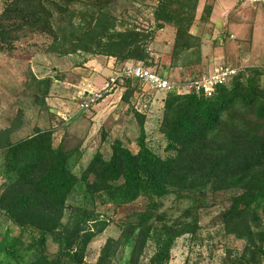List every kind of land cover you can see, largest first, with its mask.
Listing matches in <instances>:
<instances>
[{"label":"trees","instance_id":"obj_1","mask_svg":"<svg viewBox=\"0 0 264 264\" xmlns=\"http://www.w3.org/2000/svg\"><path fill=\"white\" fill-rule=\"evenodd\" d=\"M114 0H5L0 14V51L14 52L34 36L48 38L47 54H88L149 64V45L158 32L174 30L171 68L196 71L182 81L198 80L202 41L192 30L200 0H156L152 27L117 30L109 12ZM201 20L209 22L208 5ZM191 56L187 57V56ZM200 69V70H199ZM163 77L168 76L158 73ZM50 81L40 85L49 88ZM122 100L129 105L138 84L126 81ZM44 88V89H45ZM47 90L44 94L46 96ZM159 133L164 155L150 146L147 113L132 112L140 128L138 152L114 144L109 159L96 153L77 171L83 154L55 146L53 130L34 129L17 143L5 131L0 151V212L32 240L14 239L4 249L11 264H84L88 248L110 221L99 207L130 206L144 200L147 208L126 223L120 239H110L96 264H112L128 247L125 264H139L151 239L159 243L152 263L167 264L176 241L201 229L200 212L220 198L225 205L226 233L244 242L240 255L229 252L224 264H264V67H246L212 97L172 90L161 100ZM174 198L186 208L176 218L160 213L162 201ZM74 199L72 205L70 200ZM70 210L67 221L66 212ZM58 248L46 253L48 243Z\"/></svg>","mask_w":264,"mask_h":264},{"label":"rangeland","instance_id":"obj_2","mask_svg":"<svg viewBox=\"0 0 264 264\" xmlns=\"http://www.w3.org/2000/svg\"><path fill=\"white\" fill-rule=\"evenodd\" d=\"M155 5L156 0H114L109 12L115 25H122V30H147L154 24ZM208 5L214 8V12L209 22H203L200 18ZM4 6L5 0H0V14ZM192 32L202 41V69L206 71L217 64L239 69L264 67V0H201L198 20ZM173 41V28L167 27L158 32L149 45L152 57L149 64L158 73L168 76L176 90L185 92L186 89L181 84L182 78L190 74L194 77L197 72L170 67ZM49 44L48 38L34 36L19 43L14 52L0 51V144L4 143V133L8 129L20 128L15 136L12 134L16 130L9 135L13 143L32 136L35 128L53 130L55 146L65 144L68 150L75 149L78 150L77 153L83 154L77 167L78 172L87 168L96 153L109 159L114 144H121L136 154L139 150L140 128L132 108H135L136 103L140 109L143 108V101L134 96L128 105L122 100L125 90L119 89L88 111H79L78 105L85 93L80 87L81 74L88 78L83 81L93 86L94 90L91 91H98L105 87V78L109 76V72L100 71L92 75L94 67H84L86 57L90 60L101 57L84 53L66 57L47 54ZM187 57L192 58L190 55ZM35 60L39 62L36 69L32 66L36 63ZM84 69L87 71H83ZM39 78L51 83L46 96L45 85L38 86ZM148 92L146 90L144 93L145 97L152 99L148 104L146 117L148 141L157 153L164 155L165 143L159 133V122L162 114L161 100L167 91ZM46 99L50 100V107L54 111L63 109L58 110L61 112L59 116L56 112H50ZM3 165L4 155L0 151V169ZM3 184L4 180L0 176V187ZM73 203L74 199L70 200L69 204ZM146 208L147 202L144 200L119 209L112 205L99 207L100 213L110 224L90 244L84 264H96L108 240L120 239L130 217ZM185 208L186 204H179L174 198H168L162 201L160 213H164L169 219L176 218ZM224 209L225 205L220 198L202 209L201 229L194 237L185 236L176 241L167 264H224L229 252L234 256L240 255L244 242L226 233L222 222ZM69 213L70 210H67L65 221ZM14 239H21L26 244L32 237L28 233L21 235V231L0 212V264H11L4 249ZM159 246L156 239H151L139 264H154L152 261L159 252ZM129 252V248L123 245L112 264H125ZM46 253L51 257L56 256L57 246L50 241Z\"/></svg>","mask_w":264,"mask_h":264},{"label":"built area","instance_id":"obj_3","mask_svg":"<svg viewBox=\"0 0 264 264\" xmlns=\"http://www.w3.org/2000/svg\"><path fill=\"white\" fill-rule=\"evenodd\" d=\"M241 69L230 68L225 65H216L207 73L203 74L198 80L193 78L181 81L182 86L186 89L185 92L177 90L179 93L195 92L203 94L206 97H212L218 87L228 84ZM126 81H132L138 84L141 89L136 91L135 97L139 101H143V108H139L136 103L135 110L140 114L148 112V104L152 101L150 97H145V91H169L176 90L175 85L166 77L154 72L152 69L145 67L142 63L130 62L123 68L116 71L106 82L103 89L98 91H85L84 96L78 105L79 111H88L107 96L112 95L120 89V85ZM150 99V100H149ZM144 109V110H143ZM146 110V111H145Z\"/></svg>","mask_w":264,"mask_h":264},{"label":"crops","instance_id":"obj_4","mask_svg":"<svg viewBox=\"0 0 264 264\" xmlns=\"http://www.w3.org/2000/svg\"><path fill=\"white\" fill-rule=\"evenodd\" d=\"M200 4H201V0H200ZM200 4H199V6H200ZM198 12H199V8H198ZM198 12H197V20H198ZM213 12H214V8H213ZM213 14V13H212ZM203 16V15H202ZM202 16H201V18H202ZM200 18V19H201ZM213 20V19H212ZM117 26V25H116ZM118 27V26H117ZM117 30H122V25H120L118 28H117ZM194 34V33H193ZM47 56H52V55H47ZM64 57V56H63ZM36 61V60H35ZM86 61V62H85ZM84 67H87V68H90V67H94V69H93V73H92V75L93 74H97V73H100V71H101V73H104L105 71H107V72H109V76L108 77H106L105 78V82H107V78L109 79L112 75H113V73H115L116 71H118L119 69H121V68H123L126 64H128V63H130V62H134V61H129V62H127L125 65H119L117 62H116V60L115 59H108V58H103V57H101V59H96V60H90L89 58H87L86 57V60L84 59ZM38 64H39V62L38 61H36V63H34L32 66H33V68L34 69H36V67L38 66ZM65 65H66V63H65ZM39 67V66H38ZM68 67L70 68L71 66L70 65H68ZM41 68V67H40ZM83 71H87V69H84ZM75 72H77V71H75ZM113 72V73H112ZM81 73V72H80ZM79 74V73H78ZM80 79H82V81L80 82L81 83V85H80V87H81V89L82 90H85V91H91V90H94V88H93V86L92 85H90V84H86L83 80H87L88 78H86V76H84V75H82L81 74V77H80ZM42 81V79H38V86L40 85V82ZM47 90V92H48V90H49V88H47V86H46V88L44 89V91H46ZM122 90H124V89H122ZM46 102H47V104H48V106L50 107L51 106V103H50V100L49 99H46ZM60 103H61V101H60ZM57 104H59V103H57ZM57 107H58V105H57ZM159 107H160V105H159ZM58 110H63V109H60V108H58L57 110H53V109H51V107H50V112L51 113H53V112H56V113H58L57 115L59 116L60 115V113L61 112H59ZM38 114H39V112H38ZM34 128H35V126H34ZM16 130V132L15 133H13L12 135H14L15 136V134L17 133V131H19L20 130V128H18V129H15ZM14 130V131H15Z\"/></svg>","mask_w":264,"mask_h":264},{"label":"water","instance_id":"obj_5","mask_svg":"<svg viewBox=\"0 0 264 264\" xmlns=\"http://www.w3.org/2000/svg\"><path fill=\"white\" fill-rule=\"evenodd\" d=\"M256 1H261V0H256Z\"/></svg>","mask_w":264,"mask_h":264}]
</instances>
